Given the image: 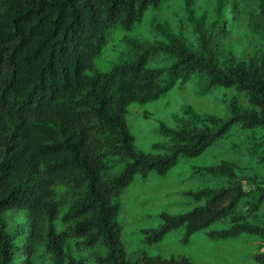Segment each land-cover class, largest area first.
Here are the masks:
<instances>
[{
    "label": "trees",
    "instance_id": "obj_1",
    "mask_svg": "<svg viewBox=\"0 0 264 264\" xmlns=\"http://www.w3.org/2000/svg\"><path fill=\"white\" fill-rule=\"evenodd\" d=\"M167 2L0 0V264H36L40 245L52 264H85L89 249L97 264H195L186 255H128L119 220L125 190L138 175L164 176L202 157L236 130L252 135L264 161V52L234 62L218 40L239 19L235 0H219L224 25L210 40L200 36L202 50L170 39L97 64L114 34ZM194 82L203 94L234 90L243 103L162 125L166 141L139 151L129 108ZM202 171L227 180L187 193L193 207L163 212L162 225L148 232L159 243L181 232L185 243L252 239L258 248L250 256L264 264V177H240L227 162ZM14 212L26 222L11 226L6 216Z\"/></svg>",
    "mask_w": 264,
    "mask_h": 264
},
{
    "label": "rangeland",
    "instance_id": "obj_2",
    "mask_svg": "<svg viewBox=\"0 0 264 264\" xmlns=\"http://www.w3.org/2000/svg\"><path fill=\"white\" fill-rule=\"evenodd\" d=\"M235 2L240 7L239 19L232 29L227 28L222 38H217L225 49L224 56H231L234 62L242 56L247 58L255 52H264V15L261 13L264 0ZM220 6L223 5L219 0H168L161 9L149 12L132 31L114 34L104 60L97 59V64L101 67L103 62L110 65L126 52L143 53L146 48L170 39H180L194 52L202 50L200 36L205 35V41L210 40L224 25V12ZM197 86L194 82L189 87L174 89L156 102L129 108L127 120L139 151L148 152L154 145L166 141L160 133L162 125L173 128L184 115H224L232 102L243 103L241 95L234 90L217 89L203 94ZM254 144L250 133L236 130L202 157L183 159L167 175L136 176L122 195L119 218L124 227L122 241L128 255L133 259L145 254L186 255L195 264H260L250 256L258 248L252 239L208 243L192 237L185 243L181 232L167 235L159 243L148 232L162 225L160 215L163 212L178 214L191 209L193 204L187 193L226 182L225 177L206 175L202 171L206 167L227 162L235 164L240 177L256 173L264 177V161L261 153L255 152ZM6 217L11 226L25 223L27 219L24 212L9 213ZM72 250L77 255L78 249L72 247ZM82 254L85 264H97L90 249ZM35 263L52 264V255L43 245L38 246Z\"/></svg>",
    "mask_w": 264,
    "mask_h": 264
}]
</instances>
